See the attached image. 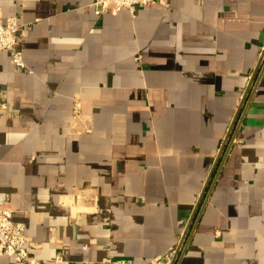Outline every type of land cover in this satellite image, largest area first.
<instances>
[{"label":"crops","instance_id":"obj_1","mask_svg":"<svg viewBox=\"0 0 264 264\" xmlns=\"http://www.w3.org/2000/svg\"><path fill=\"white\" fill-rule=\"evenodd\" d=\"M97 1L0 0L26 65L0 52V207L31 256L264 264V67L224 147L264 57V0L101 16Z\"/></svg>","mask_w":264,"mask_h":264},{"label":"built area","instance_id":"obj_2","mask_svg":"<svg viewBox=\"0 0 264 264\" xmlns=\"http://www.w3.org/2000/svg\"><path fill=\"white\" fill-rule=\"evenodd\" d=\"M158 4L168 6V0H98L95 3V14L101 16L109 11L118 13L123 9L134 13L140 6ZM19 24L16 17L0 21V52L9 51L13 63L25 68L24 55L19 47L17 33ZM7 109V103L0 97V111ZM31 239L25 233L22 223L16 222L13 212L0 207V256H9L20 264H40L30 254Z\"/></svg>","mask_w":264,"mask_h":264},{"label":"water","instance_id":"obj_3","mask_svg":"<svg viewBox=\"0 0 264 264\" xmlns=\"http://www.w3.org/2000/svg\"><path fill=\"white\" fill-rule=\"evenodd\" d=\"M264 56V55H263ZM263 67H264V57L262 58V60H261V62H260V65L258 66V68H257V70L255 71V74H254V76H253V78H252V82H251V85H250V87H249V89H248V91H247V93H246V95H245V97H244V100H243V102H242V105H241V107H240V109H239V111H238V113H237V115H236V118L234 119V121H233V124H232V128H231V131H230V133H229V135H228V137H227V140H226V143H225V145H224V147L227 145V143L229 144L230 143V141H231V139L233 138V135H234V133L236 134V132H237V130H238V128L240 127V125H241V118L239 119V117L241 116V112L243 111V109L247 106V104H248V102H249V99H250V97L252 96V94H253V91H254V87H255V83H257V81H258V79H259V77H260V75H261V73H262V69H263ZM224 149V148H223ZM218 162H219V160L217 161V164H218ZM212 176V175H211ZM210 182V181H209ZM210 183H208V185H207V187L205 188V191H204V193H203V195H202V197L200 198V201H199V203H198V205H197V208H196V211L198 210V208H200V212H199V215H198V217L196 218V211H195V213H194V215H193V217H192V219H191V225L190 226H192V224H193V227H192V229H195L196 228V226H197V224L199 223V220H200V218H201V215H202V212H203V210H204V208H205V206H206V204H207V201H208V198H209V195L211 194V191H212V189H213V186H214V181H213V183L210 185ZM209 186V187H208ZM209 188V189H208ZM206 193V197L204 198V194ZM195 218H196V220H195ZM189 226V229L191 228ZM188 229V230H189ZM190 233H191V231H190ZM189 233V234H190ZM187 235H188V233H187ZM186 235V236H187ZM189 236V235H188ZM180 249V248H179ZM179 252L180 251H178L177 252V254H176V256H175V258H174V260H173V262H172V264H177V261L179 260ZM180 261H178V263H179Z\"/></svg>","mask_w":264,"mask_h":264}]
</instances>
